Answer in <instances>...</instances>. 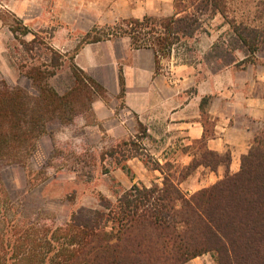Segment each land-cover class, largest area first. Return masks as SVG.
<instances>
[{
  "label": "trees",
  "instance_id": "trees-1",
  "mask_svg": "<svg viewBox=\"0 0 264 264\" xmlns=\"http://www.w3.org/2000/svg\"><path fill=\"white\" fill-rule=\"evenodd\" d=\"M174 15L128 19L103 30H94L83 40L96 43L128 37L135 49H154L156 72L161 60L177 45L187 46L203 25L204 14H221L232 34L217 42L208 59L227 66L254 62L264 43V31L245 22L230 20L225 0H175ZM10 30L29 52L43 46L49 59L42 65L24 62L20 67L38 90L32 95L20 86L0 81V167L24 164L36 150L49 122L62 123L77 117L84 101L106 97L102 85L88 76L70 58L69 85L63 92L51 85L67 57L35 34L14 15ZM0 19L4 21V18ZM236 52L245 60L239 62ZM182 63H189L184 59ZM123 85V79L121 78ZM122 88V94H123ZM92 102V103H93ZM202 157L188 167L214 169L230 158L220 157L200 142ZM174 164L154 160L153 171L162 174L161 184L133 185L112 202L101 198L98 208L82 207L62 225L43 227L27 219L5 193L0 182V264H188L210 254L215 264H264V131L242 159L238 173H227L216 184L193 195L186 194L172 171Z\"/></svg>",
  "mask_w": 264,
  "mask_h": 264
},
{
  "label": "crops",
  "instance_id": "crops-1",
  "mask_svg": "<svg viewBox=\"0 0 264 264\" xmlns=\"http://www.w3.org/2000/svg\"><path fill=\"white\" fill-rule=\"evenodd\" d=\"M174 1L6 0L1 7L31 34L50 32V45L64 56H74V64L104 87L106 97H97L92 110L110 140L131 138L139 125L148 134L144 145L154 146L156 151L169 146L174 149L173 159L155 155L161 164L169 161L188 168L199 162V143L203 141L209 151L228 156V163L221 162L214 169L199 165L179 182L186 194L193 195L223 180L227 173H238L243 157L264 131V52L259 51L254 62L214 72L204 58L218 36L206 35L199 40L198 61L163 60L157 73L155 50L135 49L128 37L83 43L94 30L123 20L172 16ZM239 60L244 61L245 56L240 55ZM132 160L143 162L139 157ZM153 173H159L154 182L161 184L162 174ZM152 183L139 185L149 187ZM212 263V256L207 254L188 264Z\"/></svg>",
  "mask_w": 264,
  "mask_h": 264
},
{
  "label": "rangeland",
  "instance_id": "rangeland-1",
  "mask_svg": "<svg viewBox=\"0 0 264 264\" xmlns=\"http://www.w3.org/2000/svg\"><path fill=\"white\" fill-rule=\"evenodd\" d=\"M5 1L0 0V17L5 19H0V81L20 86L32 95H37L38 90L25 76L20 64L28 62L42 65L49 58L43 46L38 45V48L29 52L24 50L10 30L11 25L16 26L12 14L1 7ZM175 4L174 1V7ZM225 4L226 16L230 20L245 22L264 31V0H225ZM202 19V28L187 46L177 45L172 54L161 61H198L200 55L198 57L196 51L199 40L206 35H217L216 43L230 40L232 30L221 14H204ZM32 32L41 38V42L44 40L50 45V32ZM102 32L103 35L109 33L107 29ZM23 38L31 41L34 35L29 33ZM259 51L264 52V43ZM207 55L204 58L207 65L212 71H219L221 62L215 59L207 61ZM240 55L243 57L244 54L236 52L239 62ZM71 57V54L67 55L63 68L51 69L56 75L50 83L58 91L63 92L69 85ZM92 102L85 100L78 116L69 118L65 123L58 119L51 120L45 134L37 141L32 157L24 164L0 167V182L6 195L27 219L41 217L39 224L43 227L68 222L73 212L82 207L98 208L101 198L116 202L119 196L135 184L149 185L160 176L159 173L155 176L151 169L155 155L174 158L171 146L157 148L156 151L154 146L144 145L143 138L148 137V134L139 125L137 133L131 138L110 140L106 129L96 120ZM117 115L121 120L119 111ZM134 157H139L143 162L132 160ZM173 164L172 171L179 182L190 175L191 171L182 163ZM212 264H215L214 259Z\"/></svg>",
  "mask_w": 264,
  "mask_h": 264
}]
</instances>
